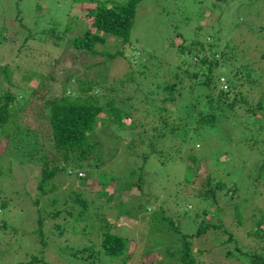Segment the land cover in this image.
<instances>
[{
	"label": "rangeland",
	"instance_id": "1",
	"mask_svg": "<svg viewBox=\"0 0 264 264\" xmlns=\"http://www.w3.org/2000/svg\"><path fill=\"white\" fill-rule=\"evenodd\" d=\"M107 1L125 4L129 0ZM84 6L89 8H82ZM93 6L90 0H0V66L9 65L13 69V85H8L10 89L15 90L16 84H33L22 80L26 70L52 73L58 80L70 75L74 78L90 75L97 68L89 70L88 66L108 60L106 53L116 52L121 55L110 59L107 79L113 86H118L116 80L129 77V72L135 78L127 86L113 87L116 92L109 90L104 94L111 98L117 93L115 105L122 110V117L120 122L115 121L114 117H108L105 110L96 117L97 120L102 118L104 125H99L96 133L89 135L88 141L97 142L100 147V150L97 149L100 151L99 174L86 177L85 184H80L75 176L52 178L55 197H61L56 194L65 191L63 189L68 190L63 196H69L72 190L76 192L78 189L86 194L82 197L89 202L87 206L68 203L67 206L75 209L74 219H59L55 225L57 234L46 228L43 244L32 234L33 226L37 225L32 219L31 211L34 209L29 206L34 193L29 192L28 200L16 203L18 190L34 191L41 163L25 159L24 163L18 164L12 155L0 159V264L23 263L28 252L41 255L46 264H181L185 247L182 234L190 235L187 240L194 257L193 264H255V260L264 254V167L259 170L264 151L250 153V147L255 148L264 141V125L254 126L245 120L246 114H237L234 109L207 111L206 107L197 103L193 105L195 109L188 108V115L186 105L182 103L174 107L169 103L162 104L163 91L160 88H155L151 94L147 91L155 87L153 84L156 81L162 85L169 84L179 80L178 75L183 76L182 70L189 67L187 63L194 57L190 53H179L178 46L182 42L187 49L191 46L200 51V44H204L210 36V41L220 39V42L226 43L228 39V45L233 47L231 58L213 68L216 80L212 89L214 96L219 90H228L227 97L231 98L240 91L245 101L253 96L250 104H255L258 97L264 94V0H138L128 42L123 43L107 34L104 42L96 45L97 54L90 55L83 54V50L77 51L68 38L82 36L85 26H90L92 18L88 12ZM68 25L72 30L64 33ZM206 47L210 46L205 44L202 54L215 53L214 48ZM220 57L221 54L216 52L215 58ZM155 61L163 64L152 67ZM141 69L149 71L143 76L134 75ZM166 78L169 80L165 81ZM192 80L197 82L198 79ZM3 88L8 90L7 86ZM99 90L104 93V89ZM95 92L90 91L92 95ZM144 93L149 96L145 98ZM106 100L99 97L98 102L104 104ZM227 102L221 103L226 107ZM15 104H19L17 107L20 108L24 106L23 112L20 108L16 112V117L17 114L20 118L23 116L24 125L37 128L41 124V116L46 109L36 105L33 109L39 113L35 114L34 110L27 108L23 99ZM158 107L162 109L159 111ZM240 110L243 112L244 107ZM209 113L220 114L218 123L212 126L210 121L200 125L199 119ZM158 134L162 135L158 137ZM37 136L40 139L43 137H39V132ZM140 137L141 142L133 141ZM4 144L3 135H0L1 154L8 147L7 143L6 147ZM178 146L181 150L176 153ZM187 147L194 156L187 153ZM195 155L200 156V160ZM190 157L198 160L199 164L196 170L197 188L205 181L203 175L212 169L227 182L219 191L218 200L221 205L225 196L231 197L232 204H228L227 208L232 210L239 223L237 226L229 223L227 234L216 229L209 236L191 237L199 221L207 217L210 206L202 213L201 205L205 206V201L197 200L192 193L196 187L186 182L185 168L193 164ZM69 171L66 170V173ZM86 174V170H81L78 176L84 178ZM234 183H237L235 190L233 188L227 193ZM58 187L61 189L58 190ZM125 187L126 190H117ZM184 187L185 194L181 193ZM178 191L179 196H176ZM108 196L113 197L106 202ZM90 197L94 202L90 201ZM139 201L143 211L133 217V210ZM23 206V213L14 209ZM54 208V203L50 204L47 212L54 211ZM79 208L87 212H79ZM131 208L132 213L128 216L117 214ZM161 209L167 218L165 221H160ZM154 213L159 221L154 220L150 225L149 216ZM100 215L106 217L102 220L103 231H107L106 223L111 219L113 233L129 239L122 242L125 246L122 256L127 257L125 261L109 257L101 250L86 262L80 257L84 253L75 254L70 249L84 246L86 240L81 237L83 234L75 235V243L71 244L73 240L64 224L84 217L90 222L87 231L90 230L92 236L98 232L96 224ZM256 223L260 224L259 229ZM161 225L166 227L162 233L159 232ZM170 227L178 228L180 232L176 234ZM256 231L258 235L254 233ZM229 233L233 237L227 241ZM247 233L254 235L251 237ZM59 238L68 240L59 241ZM87 242L91 243L89 239ZM247 243H252L256 252L259 251L257 259L242 263L240 259L229 261L224 256V251L240 252ZM160 248L163 251L156 252ZM166 248H172V253L165 251ZM143 253L145 258H142Z\"/></svg>",
	"mask_w": 264,
	"mask_h": 264
},
{
	"label": "trees",
	"instance_id": "2",
	"mask_svg": "<svg viewBox=\"0 0 264 264\" xmlns=\"http://www.w3.org/2000/svg\"><path fill=\"white\" fill-rule=\"evenodd\" d=\"M90 2L94 5L88 12V15H90L92 18L90 26H85V29L82 31V36L73 35L68 38L69 42L71 40V46L77 49V51L83 50V54L96 55V45L103 43L105 40V35L107 34L118 38L123 43H127L134 25L136 4L138 0H129L125 4L107 0H90ZM87 6L82 8H89ZM79 21L80 19H78V22ZM70 30H72V28L68 25L65 27L64 33ZM51 31H54V29ZM47 32L48 35H51L50 30H47ZM210 39L211 37L207 36L205 43H201L204 46L205 44L210 46L206 47V49L214 48L215 53L212 55H204V53L202 54V48L204 47H201L202 44H200V51H196V49H193L191 46H189V49H187V46L182 42L178 46L179 53H190L192 57H194V60H191V62L187 63L189 67L182 70L183 76L179 77L178 75L177 77L179 80L173 81L169 84L166 82L162 85L156 81V83L153 84L155 87L152 86V88H149L147 92L151 94L154 92L155 88H160L163 91V97L160 99L162 104L166 105L169 103L174 107L178 103H182L186 105L184 107H186L185 110H187L188 115V108L191 107L192 109H195L193 105L197 103L206 107L205 109L207 111L215 109L222 111L223 108L228 109V111L234 109L233 112H236L237 114H246V117H244L245 120L247 122H251L254 126L257 127L264 125V123H260V121L264 120V94H261L258 97L255 104H250L253 96L251 99H246L245 101L243 98L244 96H242V92L240 91L231 95V98L227 97L228 90H219L218 95L216 97L214 96L212 89H214L216 80L214 79L213 68L217 67L219 63L222 65L223 60L231 58L233 47L228 45V39H226V43L220 42V39H213V41H210ZM226 48H228V50H225ZM216 52H219L222 57L215 58ZM106 54L108 60L101 61V63L95 62L91 66H88L87 69L89 70L94 68L97 69L91 71L90 75H84L81 78H74L72 75H70L64 77L63 80H58V77L54 76L52 73L43 74V72L36 70H26V74L23 75L22 80L28 83L33 82V84H27V86L26 84H16L15 90H12L8 87V85H13V69L9 67V65L0 66V135H3V139L5 140L4 147H6V143L8 144V147L5 152H3V154H1L2 152L0 151V159L6 158V155H12L18 164L24 163L25 159L28 162L36 161L37 163H41L40 174L38 181H36L34 191H28L26 189H23L22 191L18 190V196L16 198V203L18 200L25 201L30 198L29 192L34 193L33 198H30L31 204L29 206L34 209V211H31L32 219L36 220L37 225L33 226L32 234L40 244L45 240L46 228H48V230H50L52 233L56 232L57 234L58 232L55 225L58 223L59 219H74L75 215L73 213L75 209L72 206H67L68 203L78 204L79 206H87L89 202L85 197H82V195L86 196V194L79 192L78 189L75 190L76 192L72 190L69 193V196H63L68 191L67 189H63L65 191L56 194L60 195L61 197H55V188L53 187L55 185H51L52 178H54V176H75L80 184H85L87 178H90V176H93L94 174H99L98 161L100 160V147L97 142L95 144L94 142L88 141L89 135L95 134L99 125H104V120L102 118L97 120L96 117L102 110H105L106 113H108V117H114L115 121L118 120L120 122L122 117V110L116 108L115 105V95H117V93L112 94L113 97L111 98H107V95L104 96V94H106L105 92L109 90L116 92L115 88L123 85L127 86L130 82L135 80L132 73L129 72V77L117 79L116 84L118 86H113L112 83L107 79L108 77L106 76V70H108L110 59L116 57L117 55H121V53L116 52L114 54ZM223 55H225L224 58ZM154 63H152V67H159L161 64H163L160 63V61H155ZM146 71L148 72L149 69H141V71H136L134 75L143 76ZM193 78L198 79L197 82H194L192 80ZM167 80L169 79L166 78L165 81ZM4 86H7L8 90H5L3 88ZM109 86L115 88L109 89L107 88ZM99 89H104V93L101 94ZM185 90L187 92L184 94ZM90 91H96L95 95H92ZM144 94L145 98L149 96L147 93ZM253 95L255 96V94ZM99 97L106 98L108 101L106 100L104 104H100L98 102ZM20 99H23L24 104L28 105L27 108L31 109L32 111L36 105H39L40 108H43L44 110L46 109V113L41 116L43 120L37 128H32L27 123V125H24L25 122H23V116L20 118L17 114L16 117L17 108L20 107H17L19 104L16 105L15 102L18 103ZM221 99H223V101H220ZM226 101L228 102L226 107H224L221 102ZM243 101H245V103L241 104ZM235 105L239 106L235 107ZM159 107L157 109L160 111L162 108ZM242 107H244L243 112L240 110ZM20 109V112L25 110L24 106ZM34 112L35 114L39 113H37L35 110ZM22 115H24V113ZM205 115L207 116L199 119L198 122L200 125H203L204 123L207 124L210 121L212 126L218 123L217 118L220 116V114L209 113V115ZM146 117H148V114ZM39 127L43 129L41 130ZM196 127L198 128L200 126ZM38 132L39 137L43 136L41 139L37 136ZM161 135L162 134H158V137ZM133 141L141 142V137L135 138ZM179 148L180 146L176 147V153H179L181 150ZM262 150L264 151V141L255 148L250 147V153H255L256 151L262 152ZM187 151L189 155H193L188 150V147ZM190 158L192 159L191 162L193 164H188L185 168L186 171L184 174H187L186 182H188L190 186L196 187L192 192L196 199L205 201V206L201 205V207H203L202 213L206 212V207L210 206V208L207 209L208 212H206L207 217L202 218L199 221V226L196 232L191 235V237L193 236L194 238H200L203 236H209L213 230L216 229H219L217 232L220 231L224 232V234H227L226 228L229 227V223L232 222L236 226L239 225L231 213L232 210L227 208L228 204H232V199H230L231 197L225 196L221 205L219 203L220 201L218 200V193L219 191L223 190V186L227 184V182L221 179L223 177L220 173L216 174L215 170L212 169L203 175V177H205V181L198 185L197 188L196 178H198V175H196V170L198 169L199 164L198 160H195L194 157ZM196 158L199 159L201 157L196 156ZM263 167L264 158H262V165L259 170H261ZM66 170L70 171L66 173ZM81 170L87 171V174L84 178H80L78 176V173H80ZM94 184L96 187H98L96 182H94ZM129 187H132L130 183ZM234 187H237V183L232 184L231 188L227 190V193L230 192ZM126 188L127 187L117 188V190H126ZM185 188L186 187H184L181 193L185 194ZM57 189L60 190L61 188L58 187ZM96 190H99V188ZM233 190H235V188ZM176 196H179V191L176 193ZM181 196L185 198L184 195ZM112 197L113 196H108L106 198V202L111 201ZM74 198H76L78 202L75 201ZM89 199L91 202H94L93 198L90 197ZM53 203L55 207L54 211L47 212V207L50 204L53 205ZM141 203L142 202L139 201L138 204L135 205V210H133V213L130 212V210H132L131 208L117 214L128 216L132 213V216L136 217L138 213L143 211L139 206ZM23 207H15L14 209L17 212L23 213L25 211V206ZM147 210L148 208L145 210V212ZM66 211H70L71 213H65ZM79 212L87 211L79 208ZM89 214L92 217V213ZM160 215L162 217V220L160 221H165L167 219L164 216V211L162 209L160 210ZM149 217L150 225L154 223V220L159 221V217L155 213ZM105 218V215L98 216V222L96 224V229H98V232L92 236H90V230L87 231L90 222L84 217H80L77 221L69 220L66 224H64L67 234L71 235V240H73L70 242L71 244L75 243L77 236L83 234L81 237L86 240L85 245L81 246L80 248L70 249L75 252V254L84 253L80 257L86 262L91 261V255L93 256L95 254L96 257V252L101 250L106 255L114 259L125 261L127 258L126 256H122L125 252V246L122 242L125 239L129 241V239L124 238L119 234L115 235L113 233L114 229L112 226H110L111 219L107 220L108 223H106L105 229L107 231H103L102 220ZM237 219H239V217H237ZM255 225L258 227V229L260 228V224L256 223ZM165 228L166 227L164 225L159 226V232L162 233ZM172 230H174L176 234L180 232V229L178 228H172ZM262 231L264 232V229H262ZM159 232L155 233L159 234ZM254 233L258 235L259 232L256 231ZM254 233L252 235L247 233V235L252 237ZM232 237V233H229L227 241H230ZM86 238L89 239L91 242L90 244L87 242ZM182 238L185 239V247L183 248L184 254L181 256V264H193L194 257L193 254H191L189 241L187 240L190 238V235L188 236L187 234H182ZM262 238L264 239V235ZM63 240L68 239L59 238V241ZM161 243L164 244L165 242ZM245 245V248L240 252L234 250L232 252L224 251L223 254L229 261H237L240 259L242 263L257 259L259 251L256 252L257 249L255 246L252 243H249L251 247L248 245V243ZM166 250L172 253V248H166L165 251ZM161 251H163L162 248L156 249V252ZM235 252L237 253L235 254ZM142 256V258L146 257L144 256V253ZM121 257L123 259H121ZM25 259V262L19 263L46 264L42 261L41 255L36 256L29 254V252L25 256ZM254 263L264 264V254L262 257H259L257 260H255ZM148 264L152 263L148 262Z\"/></svg>",
	"mask_w": 264,
	"mask_h": 264
}]
</instances>
